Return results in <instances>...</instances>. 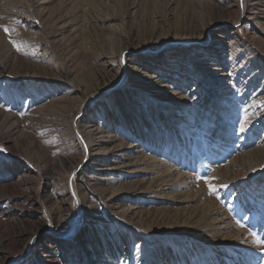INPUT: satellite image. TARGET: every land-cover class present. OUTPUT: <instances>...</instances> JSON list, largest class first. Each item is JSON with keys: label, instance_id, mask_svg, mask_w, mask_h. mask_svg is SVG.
Instances as JSON below:
<instances>
[{"label": "rangeland", "instance_id": "rangeland-1", "mask_svg": "<svg viewBox=\"0 0 264 264\" xmlns=\"http://www.w3.org/2000/svg\"><path fill=\"white\" fill-rule=\"evenodd\" d=\"M263 10L0 0V264H264ZM88 125L168 167L104 181L113 164L84 156ZM222 212L229 230L205 228Z\"/></svg>", "mask_w": 264, "mask_h": 264}, {"label": "bare ground", "instance_id": "bare-ground-1", "mask_svg": "<svg viewBox=\"0 0 264 264\" xmlns=\"http://www.w3.org/2000/svg\"><path fill=\"white\" fill-rule=\"evenodd\" d=\"M220 2V1H219ZM34 5V4H33ZM229 6H231L230 4H228ZM246 5V4H245ZM257 3H254L252 5L253 10H255V13H252L253 16L256 18L259 13H260V9H258ZM227 6V5H226ZM254 6V7H253ZM232 8V7H231ZM233 9V8H232ZM229 13L233 12V10L228 9L227 10ZM264 11V10H263ZM253 12V11H251ZM246 14V12H243L241 14V16L239 17V19L242 20V18L244 17V15ZM263 14V13H262ZM196 15V14H195ZM262 19V25L264 26V16L260 17ZM247 26V25H245ZM244 26V27H245ZM248 28V27H247ZM247 48H249L251 50V52L254 54V56H256L257 58H260V56H258L257 53L253 52V50L250 48V46L247 44L245 45ZM14 52V51H13ZM47 58V57H46ZM226 60V59H225ZM123 65V64H122ZM121 65V66H122ZM233 67V66H232ZM120 68V67H119ZM113 69V68H112ZM234 73V72H233ZM234 75V74H233ZM225 75H222V77H224ZM235 77V76H234ZM201 85V84H200ZM203 89V88H202ZM32 90V89H31ZM202 91V90H201ZM176 94V93H175ZM183 93H181V98L182 100H184L185 104H191L194 102V98H190L188 97V95H182ZM255 101H253L252 104H254ZM259 104V103H258ZM264 104V103H263ZM262 104V105H263ZM250 105V104H249ZM256 105V104H255ZM254 106V105H253ZM251 106V107H253ZM46 107V106H45ZM250 107V106H249ZM247 109V107L245 108ZM245 111V110H244ZM253 112V111H252ZM245 114V112H244ZM248 114V113H247ZM255 114V113H254ZM233 115V114H232ZM237 115H241V117H243V110H239ZM249 115V114H248ZM251 115V114H250ZM259 116V115H258ZM253 118V117H252ZM264 119V118H263ZM92 127V126H91ZM91 127L88 125L85 128L88 129L89 131L86 132L87 133V137L90 140L91 145L90 146H85L84 148V156L86 158H89L90 160H93V164L95 166H99L101 165V167H106L109 165V163L113 164V166L111 167L113 170V173L111 175H113V177L108 176V179L104 180V181H109L111 182L113 180V183H118L119 181H122L124 178H121V176H125V178L127 177L126 175H130L132 173H130V167L133 168L135 166H139L141 163H143L144 161H147V168H144L143 170L147 173H157L158 170H160L162 167L167 166V164H165L163 161H158V158H155L156 153H150L151 150H149L148 152L145 149V146L142 145L139 141L136 142H132L127 144L126 142H124L123 140H121L120 138H117L113 133L108 134V136H103L102 132L100 134V131L96 128H94L93 125V129H95L94 131H98L97 133H95L94 131L91 130ZM195 129V128H194ZM193 131V130H192ZM96 135H95V134ZM110 133V132H109ZM99 134V137H98ZM86 135V134H85ZM118 136V135H117ZM36 142V139L35 141ZM89 142V141H88ZM89 143V144H90ZM85 144V143H84ZM87 144V143H86ZM130 145V146H129ZM82 147V146H81ZM44 150V149H43ZM82 150V149H81ZM42 151V150H41ZM261 151V150H260ZM44 152V151H42ZM262 152V151H261ZM79 154V153H78ZM81 155V154H80ZM206 155L208 156V153H206ZM241 156V155H240ZM239 156V157H240ZM82 157V156H81ZM100 157H103V161L100 159ZM47 158V156H46ZM236 159V158H235ZM234 159V160H235ZM248 161V160H247ZM256 161V160H255ZM263 162V161H262ZM256 163V162H255ZM260 164V163H259ZM261 165V164H260ZM168 167V166H167ZM173 167V166H172ZM171 167V168H172ZM180 168V167H179ZM179 168L177 167V170L179 171ZM123 169H127L128 172H123ZM158 169V170H157ZM176 169V168H175ZM240 168H238L239 170ZM164 170V169H163ZM97 171V169H96ZM141 171V170H140ZM175 171V170H174ZM237 171V169H236ZM240 171V170H239ZM135 173V172H133ZM163 174V173H162ZM161 174V175H162ZM181 174V173H180ZM183 174V173H182ZM219 174V173H218ZM221 174V173H220ZM133 175V174H132ZM151 175V174H150ZM165 177L167 178V180L163 181L165 183V186L171 187L174 186L175 188L173 190H181L182 188L186 187L185 185L189 186V183L187 182V178L183 175H173L174 178H168V176H170V172L164 173ZM186 175V174H185ZM107 176V175H105ZM159 177V176H158ZM157 178V177H156ZM162 178V179H164ZM175 178H179L178 180ZM191 178V177H190ZM189 178V179H190ZM221 178V179H220ZM228 178V177H227ZM226 178V181H227ZM222 175H214V177L211 179H203L204 181L202 182L203 184L207 185L210 180L212 181L211 184H217L220 185L222 184ZM221 180V182H220ZM225 180V179H223ZM173 181H176L175 184L171 183ZM123 182V181H122ZM225 182V181H224ZM192 183V182H191ZM112 184V183H111ZM108 185V184H107ZM160 186V185H158ZM156 187V185H155ZM143 187H135L134 189H142ZM145 188V187H144ZM159 189V188H158ZM133 192V191H132ZM136 193V190L134 191ZM154 192V191H153ZM78 194V193H77ZM64 195V194H63ZM74 195V194H73ZM133 195V194H132ZM116 196V195H115ZM205 195H203L202 197H204ZM106 197V196H105ZM102 199V198H101ZM111 199V198H110ZM109 199V200H110ZM113 199V198H112ZM221 199V198H220ZM107 200V199H104ZM116 200V199H115ZM132 200V198H131ZM135 200V199H133ZM111 202V201H110ZM175 202V201H174ZM81 203V202H80ZM222 217L221 219H213V221L208 222L205 225V228L207 227H212L213 231H217V229L219 231H223L225 229L229 230L230 229V225L231 224V218L227 217V214L222 212ZM223 220V221H222ZM213 222V223H212ZM224 223V224H223ZM226 225V226H224ZM235 228H238L237 225L236 227L233 225L231 231L236 232ZM211 231L212 234L211 236L216 239L218 238V235L214 234L215 232ZM218 231V232H219ZM216 232V233H218ZM55 234V233H54ZM223 235L225 234V232L222 233ZM238 235H242L241 232L237 233ZM220 235V234H219ZM74 255V254H73Z\"/></svg>", "mask_w": 264, "mask_h": 264}, {"label": "snow or ice", "instance_id": "snow-or-ice-1", "mask_svg": "<svg viewBox=\"0 0 264 264\" xmlns=\"http://www.w3.org/2000/svg\"><path fill=\"white\" fill-rule=\"evenodd\" d=\"M5 31L7 32V31H8V29H7V28H5ZM0 151H3V150H2V149H0ZM213 191H215V190L213 189ZM261 243H262V244H264V240H262V241H261Z\"/></svg>", "mask_w": 264, "mask_h": 264}]
</instances>
